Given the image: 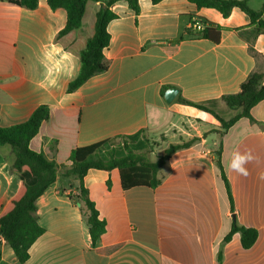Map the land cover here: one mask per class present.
<instances>
[{"label":"crops","instance_id":"1","mask_svg":"<svg viewBox=\"0 0 264 264\" xmlns=\"http://www.w3.org/2000/svg\"><path fill=\"white\" fill-rule=\"evenodd\" d=\"M103 5L89 1L80 30L58 40L67 23L65 9L52 10L47 0L35 10L0 1V126L24 123L38 107L48 106L50 118L31 148L64 165L74 148L152 130L171 135L173 144L198 141L172 155L155 189L125 190L119 171H88L84 185L106 222L95 245L75 200L79 182L60 169L37 202L45 232L25 264H264V101L252 109L254 121L243 118L226 132L210 113L179 102H215V112L232 119L237 112L220 99L237 94L254 72L264 73V33L232 31L250 24L239 8L224 18L188 0H141L136 22L128 3L119 1L111 8L118 18L108 24L111 39L104 50L109 69L68 93L81 69V44L75 40L93 37ZM247 5L260 12L264 0H247ZM199 18L225 29L218 43L180 40ZM172 87L179 93L167 104L163 92ZM237 150L250 157L243 165L247 176L230 167ZM13 160L9 146L0 148V214L21 185L11 171ZM234 219L258 231L252 248H243L240 233L224 242ZM0 264H20L6 244Z\"/></svg>","mask_w":264,"mask_h":264},{"label":"trees","instance_id":"2","mask_svg":"<svg viewBox=\"0 0 264 264\" xmlns=\"http://www.w3.org/2000/svg\"><path fill=\"white\" fill-rule=\"evenodd\" d=\"M26 10L38 8L40 0H0ZM89 1L100 2L106 7H101L96 16L95 33L88 39H76L81 44L79 57L81 69L79 75L68 87L72 93L85 84L90 78L105 73L110 67V61L105 57L104 50L110 44L108 24L118 18L112 11V6L119 1H126L135 12L136 22L140 15L141 0H47L52 10L63 8L67 12V23L57 36L61 40L68 35L76 34L82 27L86 6ZM158 4L163 0H150ZM198 9H215L224 18L231 15L235 8H239L250 19L246 27L232 29L240 33L245 29L254 28L258 33H264V20L261 18L263 10L256 12L249 8L247 0H188ZM199 27L189 28L184 37H202L218 43L221 33L225 29L199 18ZM165 92H163L164 94ZM230 110L237 114L229 121L224 120L214 110L215 102L199 104L179 98V102L195 107L213 115L220 123L222 132L229 130L236 122L246 118L253 120L252 109L264 101V73L254 72L245 82L237 94L225 95L221 99ZM50 108L38 107L30 118L21 124L3 128L0 126V148L9 146L14 156L11 171L21 179V185L16 195L0 214V262L2 248L8 245L15 253L20 264H25L30 259V249L44 234L45 229L39 224L37 202L46 190L56 183L63 169V176L74 177L79 182V194L75 199L81 204L83 217L89 227L93 245L105 234L106 222L100 217L95 203L84 185V178L91 169L111 172L119 171L122 188L125 190L135 187L157 188L162 183L160 172L170 160L172 155L179 150L190 148L198 141L193 139L188 142L171 144L156 161H151L146 156L149 141L143 133L132 136H119L106 139L85 147L74 148L69 156L68 164H58L50 160L43 152H36L31 148V141L38 135L42 124L49 120ZM217 165L220 177L224 182L232 214H235L234 201L230 184L226 176L221 153L218 152ZM236 233L241 235L244 249H250L258 240V231L255 228L239 226L234 219L230 233L224 242H229Z\"/></svg>","mask_w":264,"mask_h":264},{"label":"rangeland","instance_id":"3","mask_svg":"<svg viewBox=\"0 0 264 264\" xmlns=\"http://www.w3.org/2000/svg\"><path fill=\"white\" fill-rule=\"evenodd\" d=\"M147 139L149 141V149L144 152H146V156L151 161H156L173 144L171 135L166 133L157 134L153 130L147 135Z\"/></svg>","mask_w":264,"mask_h":264},{"label":"clouds","instance_id":"4","mask_svg":"<svg viewBox=\"0 0 264 264\" xmlns=\"http://www.w3.org/2000/svg\"><path fill=\"white\" fill-rule=\"evenodd\" d=\"M250 159L249 156L246 154L241 153L239 150L235 151L232 156V162L230 164V167L238 172L240 175L247 176L248 172L247 170L243 167L245 163L248 162Z\"/></svg>","mask_w":264,"mask_h":264},{"label":"water","instance_id":"5","mask_svg":"<svg viewBox=\"0 0 264 264\" xmlns=\"http://www.w3.org/2000/svg\"><path fill=\"white\" fill-rule=\"evenodd\" d=\"M103 7H106V5H103ZM178 93L179 90L177 88H173V87L169 88L164 94V99L166 103L171 104L175 100Z\"/></svg>","mask_w":264,"mask_h":264},{"label":"built area","instance_id":"6","mask_svg":"<svg viewBox=\"0 0 264 264\" xmlns=\"http://www.w3.org/2000/svg\"><path fill=\"white\" fill-rule=\"evenodd\" d=\"M199 25V19H193L190 27L196 29L197 27H199Z\"/></svg>","mask_w":264,"mask_h":264}]
</instances>
